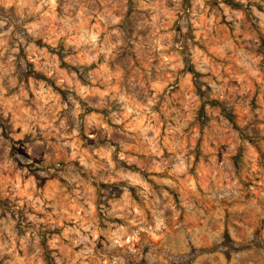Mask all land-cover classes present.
Listing matches in <instances>:
<instances>
[{
	"label": "clouds",
	"instance_id": "obj_1",
	"mask_svg": "<svg viewBox=\"0 0 264 264\" xmlns=\"http://www.w3.org/2000/svg\"><path fill=\"white\" fill-rule=\"evenodd\" d=\"M0 264H264V0H0Z\"/></svg>",
	"mask_w": 264,
	"mask_h": 264
}]
</instances>
